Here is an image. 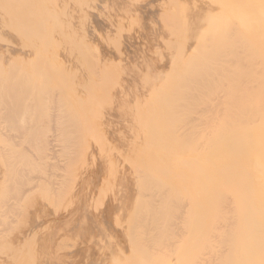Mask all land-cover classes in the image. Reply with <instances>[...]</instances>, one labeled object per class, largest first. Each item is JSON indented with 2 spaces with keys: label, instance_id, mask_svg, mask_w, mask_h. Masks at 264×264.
<instances>
[{
  "label": "rangeland",
  "instance_id": "374dc122",
  "mask_svg": "<svg viewBox=\"0 0 264 264\" xmlns=\"http://www.w3.org/2000/svg\"><path fill=\"white\" fill-rule=\"evenodd\" d=\"M86 1L91 4L86 6ZM86 1L83 6L74 4L79 9L72 8L65 19L58 16L48 23L53 27L77 21L79 34L87 39L86 30L97 22L96 36L90 35L93 40L76 37L81 41L78 48L76 35L69 37L74 42L65 38L62 46L67 48V40L71 43L65 50L58 46V38L60 42L54 40L64 53L71 51L70 59L62 52L65 58L57 55L59 49L40 58L48 49L44 53L39 48L43 54L34 47L38 58L35 52L30 57L29 42L33 41L25 37L24 45L14 39L22 48L17 56L29 54L22 66L37 87L19 130L0 133L4 143L0 149V228L4 230L0 232V257L4 256L0 264H128L130 255L147 260L146 249L153 251L154 246L167 251L154 241L155 225L161 222L155 224L153 218L161 214L162 221L166 219L163 224L173 218L174 212H156L160 200L174 193L175 175L183 169V143L193 145V140L183 134L177 135V142L173 137L160 140L159 118L143 116V101L158 85L171 82L165 62L181 52L190 57L199 53L200 47L216 39L223 25L213 22L192 42L194 27L189 17L194 13L182 0H106L108 5L103 6L102 0ZM81 20L89 22L82 25ZM98 23L108 34L100 33ZM43 35L40 40L47 43ZM38 36L35 41L41 42ZM137 90H147L141 102L143 96L140 93L139 98ZM161 162L166 164L164 176L158 173ZM147 178L153 182L149 187ZM188 208L184 202L182 210ZM181 222L177 218L172 223L177 233L183 231Z\"/></svg>",
  "mask_w": 264,
  "mask_h": 264
},
{
  "label": "bare ground",
  "instance_id": "6f19581e",
  "mask_svg": "<svg viewBox=\"0 0 264 264\" xmlns=\"http://www.w3.org/2000/svg\"><path fill=\"white\" fill-rule=\"evenodd\" d=\"M79 1L81 0H0V51L4 53L0 56V133L8 132L11 135L19 130L26 120L23 114L28 111L34 88L37 87L32 74L22 66L28 53L25 52V55L22 52L23 57L17 56L22 51V48H18L17 39L24 45L26 39L33 41L29 42L32 49L28 50L31 51L22 44L29 54L39 48L43 52L48 49L45 54L39 49L45 55H40V58L46 57L49 51L59 49L56 41H61L57 45L65 50L66 45H62L66 42L65 38L70 39V35H76L73 36L74 40L76 37L83 40L84 36L79 34L82 31L76 26L77 21L68 25L62 23L48 26L51 19L58 16L65 19L72 8L76 9L74 4L82 2V5L86 0ZM107 1H100L101 5H106ZM182 1L185 5L182 6L191 8L194 13L189 17L194 27L191 31L192 42L200 38L202 30L213 26V22L220 21L223 26L218 29L216 39L205 47H200L199 53L190 57L181 52L165 62L163 67L168 66L171 82L158 85L156 90L147 92L149 94H145V98L142 94L147 90H137L139 95H136L139 98L143 96L140 102L145 99L144 104L142 103L143 116L148 118L157 115L155 117L159 118L160 140L173 137L177 142V135L183 134L193 140V145L186 141L183 143L180 153L184 158L183 169L175 175L174 193L160 200L156 212H174L173 218L167 224H163L166 219L162 221L161 214L160 217L153 218L156 220L155 224L161 222L155 225L157 238L154 241L167 251L154 246L153 251L146 249L147 260H138L135 255H130L126 261H129L128 264H264V0ZM85 3L86 6L91 4L87 1ZM93 3L94 6L95 3L97 5V2ZM52 7L54 10L50 11ZM78 16L82 18L81 14ZM81 21L80 24L84 25L89 22ZM94 23L96 26L97 22ZM98 24L100 33H107ZM91 28L86 30L90 38V35L96 36L94 31H98L97 28ZM41 31L45 33L47 43L40 40L44 36L42 33L41 37L38 36ZM29 35L32 38H28ZM36 36L41 42L35 41ZM20 37L24 39L20 41ZM77 39L76 45L74 44L76 48L81 42ZM87 39L84 38V41ZM48 40L51 43L48 44ZM68 40V46L71 44L69 41L74 42L72 39ZM68 46L69 49L71 46ZM33 47L37 49L34 51ZM17 49L20 50L18 54ZM64 50L57 52V55L64 53ZM64 54L70 59V54ZM20 58H23V62ZM27 58L26 61L30 62ZM54 61L52 63H56ZM58 63L61 62L57 59L56 65ZM77 63L80 67L82 62L79 59L76 65ZM172 73H175V77ZM41 85L44 87V84ZM41 99L44 100V97ZM131 101L134 100L131 98ZM71 123L74 126L75 120L72 119ZM0 141L1 149L4 148V143L1 139ZM158 169V173L164 176L166 164L161 162ZM147 182L148 187L153 183L148 178ZM184 202L189 205L187 210H182ZM146 205L152 207L153 203ZM177 218H182L183 228L178 233L171 228ZM1 230L3 229L0 228V232ZM44 251L47 253L46 248ZM4 254L7 255L5 250ZM2 257L4 258L1 256L0 261Z\"/></svg>",
  "mask_w": 264,
  "mask_h": 264
}]
</instances>
